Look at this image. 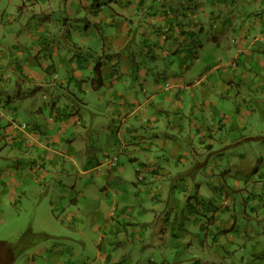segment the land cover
Listing matches in <instances>:
<instances>
[{"label": "crops", "instance_id": "0c3cea01", "mask_svg": "<svg viewBox=\"0 0 264 264\" xmlns=\"http://www.w3.org/2000/svg\"><path fill=\"white\" fill-rule=\"evenodd\" d=\"M58 1L0 0V70H4V80L24 81V85L33 86L31 96L21 103L24 110L35 116V124L33 131L21 135L26 145L35 144L34 151L45 160L44 164L43 160L30 155V162H25L29 166L25 179L18 184L23 183L26 193L39 185L50 186L47 192L53 193L51 199L57 197L55 202L52 199L53 212L51 208H44L42 216L36 218L43 235L38 234L33 225L27 228L36 238L31 246L42 245L52 238L56 252L66 245L67 240H61V235L58 239L57 233L51 232L80 222L93 203V197L81 194L79 183L73 185L70 177L73 174L83 177L82 174L93 170L100 174L99 180H130L138 188L144 183L158 184L148 198L157 199L159 206H164L168 212V227L176 241L163 242V257L167 258L168 246L174 244L180 246L177 256L188 252L187 256L193 255L189 258L192 263L198 264L201 249L197 238L192 237L197 229L201 234L202 229L208 231L207 223L214 224L217 229H209L207 242L202 243L204 240L200 239L199 244L228 252L223 242L227 236L223 232H235L245 225L239 230L245 233L243 247L250 246L251 253L264 263V249L255 239L264 236L259 229L264 224L260 223L264 217V151L261 144L257 145L262 146V150L244 144L264 138V130L259 132L254 127L251 135L235 130L236 118L242 121L247 114L259 108L264 110V0H76L78 9L71 10L63 8L62 2L57 5ZM196 8L198 12H194ZM209 10L211 20L206 18L208 21H205L202 15L208 17ZM192 18L198 20L193 22ZM215 20L219 29L212 32L208 27ZM186 25L194 32L198 30V34L200 29L201 34L207 33L205 38L199 39L201 43L195 55L198 68L188 64L184 51L177 54L168 50L166 53L175 60L166 61L163 71L157 69L160 46L170 49L171 40L178 41L180 34L186 35ZM212 48L214 54L209 51ZM97 62L102 71L100 85L93 81ZM203 67L207 69L198 74V69ZM8 71L16 72V78L11 79ZM213 80L222 85V89L209 93L207 86L199 93L198 89L189 92L198 83L210 82V86H215ZM198 101L201 107H209L215 116L227 118L226 122H218L219 130L226 133L222 137L227 139L221 141L225 147H219L228 175L223 186L217 177L207 185L198 173V133L212 137L209 130L198 123ZM82 110L87 112L86 122ZM14 111L17 112V108ZM5 116L0 105V136ZM52 116L55 120L50 119ZM132 117L138 120L133 126ZM118 123H121L119 133L114 136L123 144L125 161L121 157L120 168L119 161L116 164L110 161L107 173L101 165L91 166L93 159L96 162L99 157H90L89 137L106 125L114 133ZM80 124L84 127L76 136L74 125L80 127ZM162 126H168L174 133L167 130L162 134ZM236 126L243 132L249 129L244 124ZM7 131L15 132L10 124ZM14 135L19 138L20 133ZM212 141L210 150L215 146V139ZM261 141L264 144V139ZM243 146L250 151L246 153L247 147L242 150ZM16 148L14 152H24ZM226 154L230 156L225 158ZM257 156L261 158L258 162ZM131 167L134 172L130 171ZM51 174L55 176L50 178ZM123 174L126 177H122ZM13 175L16 173L8 168L0 178L10 181ZM30 178L37 184H29ZM14 183L17 182L11 180L9 184ZM148 189L145 187L143 191ZM9 200L13 205H20L14 195ZM59 208H62L61 214L54 211ZM144 208L140 214L147 217V224L135 215L132 218L137 222L139 242L149 244L157 231L152 229V219L159 214L152 216L147 207ZM222 209L234 213L241 210L244 217H236L231 229H225L222 222L220 224ZM2 216L6 218L4 213ZM97 227L95 225L94 230ZM181 228L185 230L183 233ZM253 233H257L255 237ZM228 234L232 238L236 236L233 232ZM132 246L136 248V243ZM54 249H51L53 254ZM105 250L99 246L97 256L103 257ZM112 258L113 254H109L108 259L113 261ZM52 259L56 260L55 255ZM199 262L204 264L200 259ZM254 262L243 264H259ZM176 263L187 264L184 259Z\"/></svg>", "mask_w": 264, "mask_h": 264}, {"label": "rangeland", "instance_id": "374dc122", "mask_svg": "<svg viewBox=\"0 0 264 264\" xmlns=\"http://www.w3.org/2000/svg\"><path fill=\"white\" fill-rule=\"evenodd\" d=\"M60 2L63 3V8H67L69 10H71L72 8L78 9L76 0H60L58 1L57 5H60ZM190 10L191 9H189V11ZM196 10L197 8L194 10V12H198ZM208 14V17L206 16V14L202 15L204 18L203 20L208 21L206 20V18L211 20L212 12L209 10ZM183 20L186 19L183 18ZM197 20L198 18L195 19V21ZM192 21L195 22L193 18ZM208 29L212 30V32L217 31L219 29L217 20L210 24ZM185 33L186 35L180 34L178 41L171 40L170 49H165V45L164 47L160 46L159 49L161 56L156 58L159 64L157 66V69H161L163 71V69L166 67V61H171V59L175 60L174 56L168 55L166 53V51L168 50H171L177 54L184 51L185 59L188 61V64L194 69L198 68L195 55L198 54V44L201 43L199 39H201V37L205 38L207 33L205 32L204 34H201L202 31L200 29L198 34V30H195L194 32V30L187 25ZM184 37L185 41L183 40ZM172 38L175 39L174 35H172ZM203 38L202 40H204ZM203 43L206 44L205 41ZM209 51L211 52V54L215 53L214 48L209 49ZM189 52L191 54H189ZM204 69L207 68L203 67L198 69V74L201 72L203 73ZM2 73L5 74L4 70L0 72V105L6 116L2 119L4 120L5 127L3 129V135L0 136V170L2 169V171L4 172L8 168H11L12 173H16V175H13L10 181L15 180L17 183L11 185L9 184V180H5L4 177L0 178V208H2L0 210V241H6L10 244V246H17L18 244L16 243L18 239L30 225H33V228L35 227L37 231H39L38 234L43 235L41 230H39V223L36 218L42 216V211L44 210V208H51V212H53L54 208L52 209L53 206L51 205L52 199H54L55 202V199L57 197L54 196L51 199L53 193L49 194V192H47L48 189H50V186L43 185L41 187L39 185L34 189H30L29 192L26 193L23 183L21 186H19L18 184V182L25 179L24 173H27V170L29 169V166H27L25 162H30V155L35 156V159L39 161L43 160L44 164L45 160L44 158L40 157V154L34 151L35 144L26 145L24 143L26 142V140L23 138V135H21L27 134V132L29 131H33V125L35 124V116L30 115L27 110H24L21 103L24 98H29L31 96V89L34 90V88L33 86L24 85V81L17 82L15 80L14 82H11V80H4L2 77ZM7 73L9 74L11 79L16 78V72L8 71ZM21 85H23V87H20ZM213 85L215 86H210V82L206 84L198 83V85L192 86L193 88H191L189 92L198 89L199 93L201 92L200 89H206L207 86H209V93H215V89H222L223 87L222 85H217L216 80H213ZM152 92V90H149V93ZM15 108H17V112L14 111ZM206 109H208L209 112H205ZM200 110L202 111V113L200 112ZM142 112L146 114V112ZM81 115L86 122V110H82ZM132 120L133 124L131 126L138 123V120L136 118L132 117ZM220 120H224L226 122L227 118H219L215 116L210 112L209 107H201L198 101V123L205 129L209 130L212 136L211 138L210 136H200L198 133V143H196V145L198 144V173H200V176H203V179L207 181L204 182L207 185L208 182H210L211 180H215V178L217 177L219 180H221L220 185L223 186L224 178L226 180L228 178V175L225 171L226 165L222 161L224 157L222 158V154L219 153V147H225L221 143V141L227 140L225 137H222V134L226 135V133H222L218 128L220 126V124L218 123ZM254 122L256 125L254 124ZM9 124L10 128H14L15 132L20 133L19 138L15 137V132L13 133L12 131H7V129L9 128ZM126 124L128 123L126 122ZM237 124H244L249 129L244 132L240 131L236 126ZM120 126L121 123H118V126L116 125L117 128L114 129V133L110 132V129L107 125L104 128L103 126H101L97 129V133L89 137V155L91 158L97 156L99 157V160L96 162L93 159V161L91 162V166L97 164L101 165L103 169H106L110 166V160L118 156V168H120V165H122L120 162L121 157L122 161H125V157L123 154L124 147L123 144L119 143L120 140L117 142L114 136V134L117 135L119 133L118 128ZM83 127L84 125H81L80 127L74 125L73 130L76 136L80 134V128ZM162 127L164 129L162 134H165L167 130H169V132L171 133H174V131L168 126ZM254 127H256L259 132L264 130V110H261L259 108L252 114H247L246 118L242 121H239L236 118V132H241L244 135H251V130H253ZM156 128L159 127L156 126ZM223 129L225 131H228L227 127H224ZM22 131L24 133H21ZM212 139H215L214 150L209 149V145H212L213 142ZM263 139L264 138L248 141L244 144L255 145L261 150L263 148L262 151H264V144L261 143V140ZM43 140L45 141V138H43ZM257 144H261L263 147L261 146V148ZM12 146L17 147L16 149L24 150V152H14V147ZM245 147L247 146H243L242 150H245ZM249 151V147H247L245 152L248 153ZM70 152L73 151L71 150ZM226 155L227 156H225V158L230 156L229 154ZM262 158L264 159V152ZM259 159L261 160V158L257 156L256 161L258 162ZM61 161L63 163V160ZM128 163L130 165H133L130 161H128ZM38 165L41 166V163L39 162ZM71 166L72 165L68 166V168H71ZM47 167H49V165H47ZM115 170L116 169H114V173L119 176V173ZM106 171L107 173L110 172L109 169H106ZM130 171L134 172L135 170L132 168ZM2 174L0 173V176ZM58 175H60V173ZM82 175L83 177H80L77 174H73L71 175L69 181L73 185L78 182L82 192L81 194H86L89 197H93V203L86 209L87 211L80 222L75 221L64 230L51 232L57 233L58 239L59 235H61V240H67L66 245L60 246V250L57 249V252L59 251V259H57L56 257L57 252L53 243L54 239L52 238L50 240H47L46 243H42V245H34L20 251L17 254V257L12 262H10V264H103V262H106L107 264H177L176 262L182 259H184L187 264H193L192 259H189L193 255L187 256V254L189 255L188 252H186V254H184L183 256H177V254L180 252V246L178 247V245L176 246L174 244H171L170 246H168L169 250L166 253L167 258L161 255V247L163 242L176 241L175 237L172 236L173 233L168 227V220L166 219L168 212L163 209L164 206H159V202L157 199H152L150 197L148 198L151 190L154 189V187L155 189H157L158 184H155L153 182L149 184L144 183L138 188V186L132 183L130 180H99L97 176H99L100 174H95L93 170H89L86 174ZM52 176H55V174H51L50 178ZM106 176H108V174ZM122 177L126 176L123 174ZM28 182L29 184H37L31 178ZM69 184L70 183L68 182V185ZM145 187H148L149 189L143 191ZM177 191L180 190L178 189ZM12 195L16 196L17 203L20 204L19 206L10 203L9 199ZM21 196H23V198H21ZM144 207H147V212H149L152 216L156 213L159 214V217H154L152 219V229H156L157 231L153 234V238L149 240V244L139 242V234L136 230L137 222L132 218V216L135 215V217H139V221L147 224V217L141 216L140 214L143 209H146ZM222 210L224 211V213L222 214L223 216L221 215L222 221H220V224L222 222V225L225 227V229H231L233 220L236 219V217H244V212H241V210H238V213H234V211H229L226 209ZM54 211L58 212V214H61L62 208L55 209ZM199 211L200 208L198 206V216ZM3 213L6 215V218L2 216ZM261 222L264 223V217H262L260 223ZM95 225L98 226L97 230H94ZM206 226L211 229L210 231H215L217 229V227H215V225L211 223H207ZM244 226L245 225L239 226L235 232L231 231L236 234L235 238H232V236L228 234L231 232H223L228 239L223 240L224 245L227 249H229L228 252L223 249L219 250L218 252L216 249H214L215 247L213 245L199 244L200 239L204 240V242L202 243L207 242V234H211V232L209 231V229L208 231L202 229L201 234H198L197 229L196 233L192 234V237L197 238L198 248L201 249V254L198 256V264H200L199 259L203 261L204 264H243V262L250 261L264 264L261 261V258H257L251 253L250 246L249 248L243 247L245 243V233H240L239 230L243 229ZM164 227H167V229H164ZM75 228H78V230H76ZM259 229H262L264 234V224L262 228ZM180 230L182 231V233L185 231L182 228ZM256 234L257 233H253L254 237L256 236ZM255 239L259 242V246L264 249V236L262 239L261 236L259 237V239H257L256 237ZM249 241L254 240L250 239ZM135 243L136 248L132 246ZM99 246L107 249L105 250L106 254L103 257H101L100 255L97 256ZM52 248H55V254L51 252ZM124 248L129 249L125 250ZM183 249L184 246H182L181 251ZM109 254H113V261H111V259H108ZM54 255L57 261L61 260L59 263H57L56 260L52 259L54 258ZM185 258H187V260ZM243 258H246V260L243 261Z\"/></svg>", "mask_w": 264, "mask_h": 264}, {"label": "trees", "instance_id": "16d2710c", "mask_svg": "<svg viewBox=\"0 0 264 264\" xmlns=\"http://www.w3.org/2000/svg\"><path fill=\"white\" fill-rule=\"evenodd\" d=\"M101 64L100 62L96 63L95 69H94V77L93 81L98 83V85L101 84L102 79V71H101ZM35 241V234L33 231L29 230L24 232L20 238L18 239L17 246L12 245L10 246L9 243L6 241H0V264H10L16 257L17 254L30 247Z\"/></svg>", "mask_w": 264, "mask_h": 264}, {"label": "built area", "instance_id": "2783aa9c", "mask_svg": "<svg viewBox=\"0 0 264 264\" xmlns=\"http://www.w3.org/2000/svg\"><path fill=\"white\" fill-rule=\"evenodd\" d=\"M118 160H119V157L116 156L115 158L111 159L110 161L112 164H116L118 162Z\"/></svg>", "mask_w": 264, "mask_h": 264}, {"label": "clouds", "instance_id": "9594fccd", "mask_svg": "<svg viewBox=\"0 0 264 264\" xmlns=\"http://www.w3.org/2000/svg\"><path fill=\"white\" fill-rule=\"evenodd\" d=\"M50 119H51V120H55V117H54V116H52Z\"/></svg>", "mask_w": 264, "mask_h": 264}]
</instances>
